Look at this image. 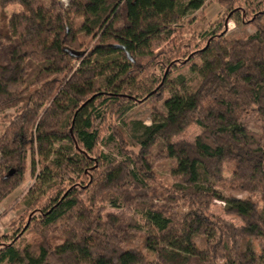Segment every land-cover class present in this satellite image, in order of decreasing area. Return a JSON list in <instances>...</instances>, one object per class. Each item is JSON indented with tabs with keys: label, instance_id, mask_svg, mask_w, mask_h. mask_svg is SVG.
<instances>
[{
	"label": "trees",
	"instance_id": "1",
	"mask_svg": "<svg viewBox=\"0 0 264 264\" xmlns=\"http://www.w3.org/2000/svg\"><path fill=\"white\" fill-rule=\"evenodd\" d=\"M209 1L256 31L230 39L205 29L196 36L203 47L183 65L193 64L194 84L169 80L170 55L148 89L139 78L156 50L181 43L183 19ZM240 1L0 0L22 8L0 25V205L28 173L40 180V168L52 179L25 197L41 211L25 227L35 239L0 241V264H264L249 251L264 240V125L255 132L243 121L254 111L264 123V8L256 10L264 4L237 15ZM150 99L163 101L166 114L134 123L129 140L116 137L119 158L97 154L107 113L125 124ZM191 124L195 139L175 140ZM160 160L175 162L165 184L154 171ZM216 201L243 225L212 213Z\"/></svg>",
	"mask_w": 264,
	"mask_h": 264
},
{
	"label": "rangeland",
	"instance_id": "2",
	"mask_svg": "<svg viewBox=\"0 0 264 264\" xmlns=\"http://www.w3.org/2000/svg\"><path fill=\"white\" fill-rule=\"evenodd\" d=\"M59 2L63 7H66L69 5L71 0H59ZM249 4L252 7H255L258 6V4H264V0H241L235 6L237 11L239 12L237 15H241V12L247 10ZM263 8L264 5L261 7H256V10L259 11ZM251 9L254 12H249L248 16H253L255 14L256 10H254V8ZM21 11L22 8L17 3H12L5 6L0 5V25L4 27V22H7L9 20V17L13 13ZM228 13L229 12H227L225 8H222L219 2L209 1L205 4L203 9L187 14L183 19L180 27L181 29L183 28L182 39L184 40L181 43L180 40H177V42H175L174 44L176 46H172V42L161 44L158 50H156V54H158L157 58H155L154 63L150 65V67H147L145 74L139 78V81L141 80L144 82V84L148 85V89H150L151 87L155 88L157 86V81L163 78L165 74V68H163L165 67L163 66V57H169L171 55L170 60L176 59L175 62H173L176 65V69H174L170 74L169 80L176 79L178 75H184L188 80L189 86L193 85L195 80L194 78L196 77L193 71V64L190 63L186 68H183V65L189 63L191 59V56L187 59L189 53H192L193 51H195V49L201 48L204 45L200 39L196 38L198 34L204 32L205 29L215 28V31L219 32V34L226 35V37L234 39L253 34L256 31L255 27L250 26L249 24H238L234 20H231V17H233L234 15L232 13L229 16ZM181 44L182 46H179ZM174 49L175 52L172 53V50ZM179 49L180 51H178ZM162 50L165 55L161 54ZM195 61L196 65H200L199 60ZM168 95L169 93L166 92L165 97H167ZM156 112H159L160 114H166V109L163 101L150 99L143 103H136L134 108L124 117V123L127 124L126 127L125 124L120 123L121 121H118L116 115H114L113 113H107L105 120L98 125L101 135V144L98 147L97 154L102 152V155H110L113 158H119V142L116 137L118 139L124 137L126 140H129V136L132 135V129L135 126L134 123L143 122L145 125H151L153 118L160 117L156 114ZM243 121L246 127L255 132L261 131L264 125L263 121L254 111H251ZM6 126L7 123L4 122L2 117L0 116V136L3 134ZM199 132V128L196 125L191 124L187 128V130L180 136H178L175 140L193 141L199 134ZM114 134H117L115 136L116 141L110 139V135ZM152 153L153 155H157L158 148H154ZM173 165H175V162L170 160H160L156 162L154 171L158 181L164 184L171 181L170 175ZM40 174L42 175V177H40V180H38L36 179V177H34V179L30 177L28 173L27 179L21 185V187L18 188L0 205L1 242L7 241L8 243H10L11 241H16V245L25 246L35 239V234L33 232L25 231V227L29 223H31L32 219H34L35 217H39V213H41V211L31 212L30 207L28 206L29 204L27 203V201H25V197L28 195L32 186H34L37 181L41 186V191L47 190L48 184L51 183L52 179L44 175V172H42V170L38 168L37 175ZM223 174L226 180H229L232 176L227 168H224ZM223 194H225L226 196L233 194L234 196H237L239 198H247L250 196L248 194H237L235 192L227 190H223ZM252 197L255 201L260 202L259 198L256 195ZM45 203L46 201L42 202V205L39 206V208H45ZM259 204L261 207L262 204ZM224 208L225 204L223 202L216 201L211 208V212L222 217L226 221L232 222L236 226L243 225L242 220L238 216L226 214ZM106 211L108 213L114 214L121 213V210L113 208L110 205L106 206ZM138 244L139 242H135L136 246H138ZM249 251L251 254L257 257L260 262H263L264 240L254 239L249 246Z\"/></svg>",
	"mask_w": 264,
	"mask_h": 264
}]
</instances>
